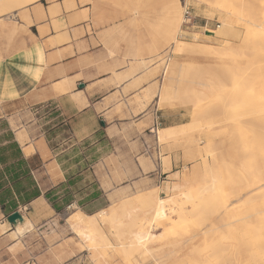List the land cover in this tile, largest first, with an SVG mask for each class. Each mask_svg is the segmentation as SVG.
I'll return each mask as SVG.
<instances>
[{"label":"rangeland","instance_id":"374dc122","mask_svg":"<svg viewBox=\"0 0 264 264\" xmlns=\"http://www.w3.org/2000/svg\"><path fill=\"white\" fill-rule=\"evenodd\" d=\"M92 1L111 9L107 12L115 31L110 38L124 48L128 108L133 113L144 109L140 116L146 124L156 109L178 110L177 117L188 123L181 127L182 133L158 140L170 146L168 150H176L181 167L167 179L149 171L157 168L159 160L163 164L162 153L144 152L134 156L143 168L136 178L129 170L121 181L114 171L118 186L101 191L81 176L73 185L55 188L52 199H59L52 204L58 211L54 210L48 232L62 231L69 254L72 247L88 251L91 261L84 264H108L114 259L122 264H264V214L259 213L264 210V143L260 141L264 140V0ZM7 3L6 8L17 5ZM177 43L183 46L175 47ZM145 135H155L154 129ZM256 137L261 152L252 146ZM241 175H247L243 183ZM253 179L262 186L257 185L261 189L257 192H263L239 195ZM167 186L177 188L171 191ZM29 189L27 181V193ZM105 193L114 202L106 203ZM156 199H171L164 205L163 218L152 211ZM72 201H79L81 208L93 202L90 211L101 208L105 215L96 216V225L105 241L94 237L91 243L76 237L70 220L79 208L70 207ZM38 211L33 233L46 227L41 223L47 212ZM136 227H149L156 235L150 245L129 247ZM53 238L56 235H33L35 243L51 244Z\"/></svg>","mask_w":264,"mask_h":264},{"label":"crops","instance_id":"0c3cea01","mask_svg":"<svg viewBox=\"0 0 264 264\" xmlns=\"http://www.w3.org/2000/svg\"><path fill=\"white\" fill-rule=\"evenodd\" d=\"M6 1L0 0V264H84L91 261L88 251L72 247L69 254L62 231L48 232L55 220L51 204L59 199H52L51 190L81 176L101 191L118 186L114 171L121 181L129 170L136 178L143 168L134 156L144 152L169 159L168 170L161 160L149 170L169 179L181 165L176 150L158 143L157 131L188 123L177 117L178 110L156 109L146 124L144 109L128 108L124 48L111 41L108 5L36 0L7 11ZM151 128L155 135L146 137ZM27 181L29 194L34 182L40 196L26 202ZM102 198L115 200L107 193ZM71 204L87 216L102 212L90 211L93 202ZM40 208L48 215L41 223L46 227L33 233ZM15 212L22 221L12 224L8 217ZM34 234L56 238L35 243ZM113 263L122 264L108 262Z\"/></svg>","mask_w":264,"mask_h":264},{"label":"bare ground","instance_id":"6f19581e","mask_svg":"<svg viewBox=\"0 0 264 264\" xmlns=\"http://www.w3.org/2000/svg\"><path fill=\"white\" fill-rule=\"evenodd\" d=\"M8 1V0H7ZM34 1H36V0H28V3H31V2H34ZM167 1V0H166ZM165 1V2H166ZM174 1V0H173ZM11 2H17V5L19 4L20 6L23 4V2H22V0H9V3H11ZM164 2V1H163ZM162 2V3H163ZM170 2H172L171 0H170ZM174 2H176V1H174ZM177 2H178V0H177ZM9 3H7V4H9ZM169 3V2H168ZM168 3H167V5H168ZM14 4V3H13ZM8 5V7L6 8V10L8 11V10H11V9H13V8H15L16 6L15 5ZM172 3H170V5H171ZM164 5H166V4H164ZM163 5V6H164ZM169 5V6H170ZM173 5V4H172ZM178 5V4H177ZM176 4H175V6H177ZM171 7V6H170ZM173 7H174V5H173ZM166 8V7H165ZM172 8V7H171ZM179 9V8H178ZM16 10V9H15ZM31 12V11H30ZM30 12H29V14H30ZM38 15V14H37ZM31 16V15H30ZM36 16V15H35ZM180 17H182V16H180ZM31 18V17H30ZM36 18V17H35ZM170 20V19H169ZM181 20V19H180ZM32 21V20H31ZM177 31V30H176ZM174 39V38H173ZM183 43V42H182ZM182 43H177V45L175 46V47H179L180 45H182ZM173 44V43H172ZM183 46V45H182ZM35 67H38V66H36L35 65ZM37 69V68H36ZM39 69V68H38ZM255 128V127H254ZM258 128V127H257ZM256 128V129H257ZM184 130L182 129V128H168V129H165V130H159V131H157V139L159 140V141H164V140H168V139H171V138H173L174 136H176V134H178V132L179 133H182ZM262 131H264V130H262ZM177 132V133H176ZM255 137V136H254ZM252 138V137H251ZM258 137H256L255 138V143H253L254 141V139L251 141L252 143V146H256V148H258V146H257V142H256V139H257ZM249 140H250V138H249ZM261 141V143L263 144L264 143V140H260ZM257 143V144H256ZM260 143V144H261ZM251 144H249V147L251 146ZM259 145V144H258ZM251 146V147H252ZM251 147H250V149H251ZM263 147H264V145H263ZM263 147H261V148H263ZM248 149V148H247ZM259 149V151H260V148H258ZM257 149V150H258ZM245 151V150H244ZM243 151V153H244V155H242L241 154V156L242 157H245L246 158V156H248V155H246L245 156V152ZM249 152H247V153H250L251 151L250 150H248ZM263 151V150H262ZM261 152V151H260ZM264 152V151H263ZM252 153V152H251ZM251 153H250V155H251ZM257 153H259V152H257ZM256 153V154H257ZM261 154H263V153H261ZM252 155H253V153H252ZM258 155V154H257ZM264 156V155H263ZM261 157V156H260ZM262 158V157H261ZM254 159H255V157H254ZM168 158H164L163 159V169L164 170H168L169 169V163H168ZM262 160V159H261ZM251 161V160H250ZM255 162V161H254ZM260 162V161H259ZM261 163V162H260ZM262 164V163H261ZM256 165V164H255ZM257 166V165H256ZM263 167V166H262ZM259 169H260V167H259ZM245 170H247V169H245ZM251 171V170H250ZM255 172V171H254ZM242 173H243V171H242ZM244 173H246V172H244ZM243 173V174H244ZM240 174V173H239ZM247 174V173H246ZM249 175L251 174L250 172L248 173ZM249 175H248V177H249ZM255 175H257L256 173H255ZM239 176V175H238ZM241 176H243V175H241ZM246 177H247V175H245ZM245 176H243V177H241L242 178V183L244 182V180H245ZM252 176V175H251ZM253 177V176H252ZM239 178V177H238ZM254 178V177H253ZM251 178H249V180H250ZM257 179V178H256ZM254 180V179H253ZM240 181V180H239ZM246 181H248V179L246 180ZM245 181V182H246ZM255 181V180H254ZM264 182V181H263ZM249 184V183H248ZM247 185V184H246ZM249 185H251L250 187H246L244 190H242L241 192H239V195H241L242 196V193L243 194H246L247 196L246 197H249V195H254L255 193H258V194H261V193H259V192H257V191H260L261 189H259L258 187H257V185H259V187L261 188L262 186H260V184H258V182L257 181H255V182H253V183H250ZM262 185V184H261ZM234 187V186H233ZM177 187L176 186H172V187H166V189H168V190H171V191H174L175 189H176ZM263 188H264V186H263ZM240 189V188H239ZM259 189V190H258ZM264 190V189H263ZM237 193V192H236ZM264 194V193H263ZM258 196V195H257ZM256 196V197H257ZM262 196H264V195H262ZM251 197V196H250ZM147 198V197H146ZM239 198H240V196H239ZM244 198H245V196H244ZM260 198V197H259ZM262 198V197H261ZM264 198V197H263ZM247 199V198H246ZM252 199V198H251ZM143 200V199H142ZM146 200V199H145ZM149 200V199H148ZM154 200V199H153ZM171 199H156V202H155V204H154V207L152 208V211L153 212H155L156 214H159L162 218L164 217L163 215L165 214V212H164V209H165V206L164 205H166V204H168V203H170L169 201H170ZM150 201V200H149ZM173 204V203H172ZM174 204H175V202H174ZM244 204V203H243ZM129 205V204H128ZM122 206V205H121ZM171 206V205H170ZM122 208H123V206H122ZM172 209V208H171ZM123 210V209H122ZM169 210V209H168ZM264 211V210H263ZM263 211H261V212H259L261 215L262 214H264L263 213ZM168 212V211H167ZM258 214V212L256 213V215ZM100 215H105L104 214V212H100V213H98V214H95V215H90V216H87V215H84L81 211H79V209L77 210V211H75V213H73L72 214V216H71V226H72V229H73V231L75 232L74 234H77L76 235V237L77 236H79V237H81V238H83L84 240H87V241H89V242H91V243H95V238L94 237H99L100 239H101V241L103 242V241H105L106 240V238H105V235H104V233L101 231V229H100V227L98 228L97 227V225H96V216H100ZM107 215V214H106ZM152 215V214H151ZM108 216V215H107ZM105 217V216H104ZM104 217H102L101 216V218H104ZM123 217V216H122ZM108 218V220H109V217H107ZM154 218V217H153ZM161 219V218H160ZM117 220V219H116ZM150 220V219H149ZM159 220V219H158ZM110 221V220H109ZM156 221V220H155ZM100 222V221H99ZM111 222V221H110ZM98 224V223H97ZM117 224V223H116ZM118 224H119V222H118ZM117 224V226H119ZM100 225V224H99ZM150 226V225H149ZM261 226V225H260ZM260 226H258L259 227V229H260ZM262 226H264V225H262ZM257 227V226H256ZM102 228V227H101ZM149 228V227H148ZM148 228L146 227V229L145 228H143V229H137V227H136V229L133 231V232H131V235H132V241H130L129 242V247H131L132 245H137L138 246V248H141V246L143 247V246H148V245H150V241L153 239V238H155L156 237V235H153L149 230H148ZM154 228V227H153ZM262 228H264V227H262ZM261 228V229H262ZM114 229V228H113ZM253 229V228H252ZM255 229V228H254ZM257 229V228H256ZM259 229H258V231H259ZM103 230V229H102ZM111 230V229H110ZM72 231V232H73ZM254 231V230H253ZM252 230H251V232H253ZM258 231H256V232H258ZM263 231H264V229H263ZM110 233V232H109ZM261 233H262V231H261ZM254 235V234H253ZM262 236V235H261ZM264 236V235H263ZM256 237V236H255ZM108 238V237H107ZM256 239V238H255ZM263 239H264V237H263ZM108 240V239H107ZM88 242V243H89ZM262 242V241H261ZM108 243H110V242H107V244ZM260 244V243H259ZM88 245H90V244H88ZM111 245V244H110ZM254 245V244H253ZM92 246V245H91ZM127 246H128V244H127ZM140 246V247H139ZM144 248V247H143ZM261 248V247H260ZM129 249V248H128ZM257 251H259V250H257ZM256 251V252H257ZM262 253H264V251L262 252ZM258 254H259V252H258ZM263 255V254H262ZM252 257V256H251ZM263 259V258H262Z\"/></svg>","mask_w":264,"mask_h":264},{"label":"trees","instance_id":"16d2710c","mask_svg":"<svg viewBox=\"0 0 264 264\" xmlns=\"http://www.w3.org/2000/svg\"><path fill=\"white\" fill-rule=\"evenodd\" d=\"M23 190V188H22ZM30 192V191H29ZM29 192L27 193L26 197L24 198V201H30L31 199H35L37 197L40 196V192L36 186V184L34 182H32V188H31V193L29 194ZM52 208L55 210V211H58L57 207L55 204H52Z\"/></svg>","mask_w":264,"mask_h":264},{"label":"water","instance_id":"95a60500","mask_svg":"<svg viewBox=\"0 0 264 264\" xmlns=\"http://www.w3.org/2000/svg\"><path fill=\"white\" fill-rule=\"evenodd\" d=\"M21 221H22V217L18 212H15L8 217V222L12 224H15L16 222H21Z\"/></svg>","mask_w":264,"mask_h":264}]
</instances>
